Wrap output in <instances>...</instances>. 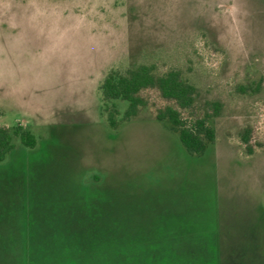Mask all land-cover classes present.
Listing matches in <instances>:
<instances>
[{
    "label": "rangeland",
    "instance_id": "obj_1",
    "mask_svg": "<svg viewBox=\"0 0 264 264\" xmlns=\"http://www.w3.org/2000/svg\"><path fill=\"white\" fill-rule=\"evenodd\" d=\"M178 67L180 110L214 141L188 154L155 88L112 127L111 71ZM0 264H264V0H0Z\"/></svg>",
    "mask_w": 264,
    "mask_h": 264
},
{
    "label": "trees",
    "instance_id": "obj_2",
    "mask_svg": "<svg viewBox=\"0 0 264 264\" xmlns=\"http://www.w3.org/2000/svg\"><path fill=\"white\" fill-rule=\"evenodd\" d=\"M155 88L160 96L173 101L174 107H166L158 111L156 119L166 121L171 129L178 135L179 142L185 151L193 156H200L207 146L214 141V131L207 125V119L217 116L221 109L218 103H212V115L205 114L202 118L194 119L191 123L181 118L180 110L187 111L194 107L198 92L178 67H171L162 74L156 73L153 64H129L124 71H111L100 85L103 112L108 123L114 127V117L117 115L114 101H125L128 109L123 120L135 116L138 110L145 106L139 96L143 90ZM13 137H19L21 144L26 148H34L35 137L27 130L13 129L12 132L5 127H0V162L13 150Z\"/></svg>",
    "mask_w": 264,
    "mask_h": 264
}]
</instances>
